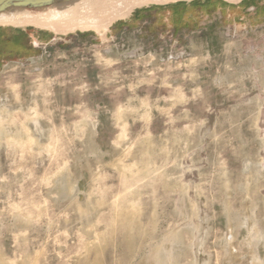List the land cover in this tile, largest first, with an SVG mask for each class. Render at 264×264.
Segmentation results:
<instances>
[{"label":"rangeland","instance_id":"1","mask_svg":"<svg viewBox=\"0 0 264 264\" xmlns=\"http://www.w3.org/2000/svg\"><path fill=\"white\" fill-rule=\"evenodd\" d=\"M194 2L0 29V264H264V0Z\"/></svg>","mask_w":264,"mask_h":264},{"label":"bare ground","instance_id":"2","mask_svg":"<svg viewBox=\"0 0 264 264\" xmlns=\"http://www.w3.org/2000/svg\"><path fill=\"white\" fill-rule=\"evenodd\" d=\"M181 0H96L79 7L62 18H23L17 20L0 19L2 27H33L57 36H67L76 32L94 31L101 36L110 30L114 22L128 18L138 8L152 4H169ZM191 1V0H186ZM239 3L241 0H225Z\"/></svg>","mask_w":264,"mask_h":264},{"label":"water","instance_id":"3","mask_svg":"<svg viewBox=\"0 0 264 264\" xmlns=\"http://www.w3.org/2000/svg\"><path fill=\"white\" fill-rule=\"evenodd\" d=\"M94 1L96 0H0V19L17 20L23 18H47V17L57 19L67 16L68 14L78 9L79 7ZM194 1L197 0H191V1L181 0L174 3L163 4V5L152 4L144 8H138L134 10L128 18L124 20H118L116 22L119 21L128 22L127 20L128 19L131 20L137 11L148 9L150 7H154V6L165 7L170 5H176L179 3H192ZM222 1L233 5H240L245 0H241V2L237 4L230 3L225 0ZM116 22H114V24ZM7 27H12V26H7ZM12 28L26 31L27 28H33V27H12ZM40 31H44V30H40Z\"/></svg>","mask_w":264,"mask_h":264},{"label":"trees","instance_id":"4","mask_svg":"<svg viewBox=\"0 0 264 264\" xmlns=\"http://www.w3.org/2000/svg\"><path fill=\"white\" fill-rule=\"evenodd\" d=\"M216 3H223L224 4V2H222L221 0H205V1H199L198 0V1L194 2V7L198 6L197 8L209 9L210 7H213L212 5H214ZM179 4H177V5L180 6L181 9H177V12L185 11L186 8L188 7V4H186V3H179Z\"/></svg>","mask_w":264,"mask_h":264},{"label":"flooded vegetation","instance_id":"5","mask_svg":"<svg viewBox=\"0 0 264 264\" xmlns=\"http://www.w3.org/2000/svg\"><path fill=\"white\" fill-rule=\"evenodd\" d=\"M238 8L242 9L243 6H242V8H241V6H238ZM246 8H247V7H246ZM254 8H256V5H253V9H254Z\"/></svg>","mask_w":264,"mask_h":264},{"label":"crops","instance_id":"6","mask_svg":"<svg viewBox=\"0 0 264 264\" xmlns=\"http://www.w3.org/2000/svg\"><path fill=\"white\" fill-rule=\"evenodd\" d=\"M247 1H248V0H245V1H244V3H242V4H244V5H245V3H246Z\"/></svg>","mask_w":264,"mask_h":264}]
</instances>
